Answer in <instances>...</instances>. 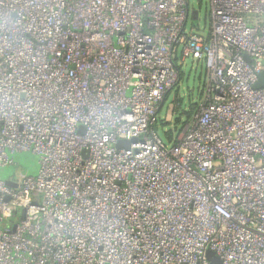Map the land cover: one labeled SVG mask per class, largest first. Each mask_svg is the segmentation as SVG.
Returning <instances> with one entry per match:
<instances>
[{
	"label": "built area",
	"instance_id": "obj_1",
	"mask_svg": "<svg viewBox=\"0 0 264 264\" xmlns=\"http://www.w3.org/2000/svg\"><path fill=\"white\" fill-rule=\"evenodd\" d=\"M206 2L208 28L190 0H0V167L39 163L0 177V264H264V0Z\"/></svg>",
	"mask_w": 264,
	"mask_h": 264
},
{
	"label": "rangeland",
	"instance_id": "obj_2",
	"mask_svg": "<svg viewBox=\"0 0 264 264\" xmlns=\"http://www.w3.org/2000/svg\"><path fill=\"white\" fill-rule=\"evenodd\" d=\"M191 7L198 11V18L194 19L192 13L189 14L188 23H198L202 28L209 25V12L210 8L206 0H190ZM190 7V8H191ZM175 83L168 90L166 97L162 103V107L159 112L160 118H163V126L160 122H157L155 129L161 139L168 144L167 133L175 126L176 131H181V125L185 121V112L188 111L191 104L196 103L198 99V93L200 89L206 83L205 63L195 62L191 58L185 59L182 64L178 66V73ZM175 97V99H174ZM180 109L175 111L167 119V109L173 104L176 109L179 106ZM174 100V101H173ZM175 119L179 122H176ZM176 125H174V123ZM14 163L9 166L0 167V177L7 180L8 178H19L20 175H34L36 174L39 163L38 157L32 152L22 151L16 152L13 155Z\"/></svg>",
	"mask_w": 264,
	"mask_h": 264
},
{
	"label": "water",
	"instance_id": "obj_3",
	"mask_svg": "<svg viewBox=\"0 0 264 264\" xmlns=\"http://www.w3.org/2000/svg\"><path fill=\"white\" fill-rule=\"evenodd\" d=\"M192 17L196 19L198 17V12L197 10L192 11ZM245 58L249 61L250 58L248 56H245ZM264 86V72L260 73L258 75V80L254 84V88H260ZM131 141H134V139L126 140V139H121L116 143V147H122L124 146L125 148H128L129 144ZM7 184L9 185H14L13 182L11 181H6ZM207 257L211 260V264H219V261H217V258L214 257L213 252L209 251L207 252ZM216 259V260H215Z\"/></svg>",
	"mask_w": 264,
	"mask_h": 264
},
{
	"label": "trees",
	"instance_id": "obj_4",
	"mask_svg": "<svg viewBox=\"0 0 264 264\" xmlns=\"http://www.w3.org/2000/svg\"><path fill=\"white\" fill-rule=\"evenodd\" d=\"M166 97V96H165ZM174 99H175V97H174ZM174 101V100H173ZM178 101H179V106L175 109L174 107H173V110H172V114L175 112V111H177V110H179L180 109V100L178 99ZM195 108H196V103H193V104H191L190 105V107H189V109H188V111H186L185 112V119H188L189 118V116L191 115V113L195 110ZM163 118H159V120H158V122H160V125L161 126H163V124H164V122H163ZM175 121L176 122H179L178 121V119L176 120L175 119ZM174 123V122H173ZM174 125H176L175 123H174ZM170 133H171V131H169L168 133H167V136H170Z\"/></svg>",
	"mask_w": 264,
	"mask_h": 264
}]
</instances>
